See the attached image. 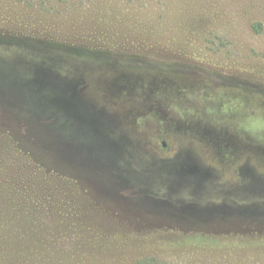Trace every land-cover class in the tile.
<instances>
[{"label":"rangeland","instance_id":"rangeland-1","mask_svg":"<svg viewBox=\"0 0 264 264\" xmlns=\"http://www.w3.org/2000/svg\"><path fill=\"white\" fill-rule=\"evenodd\" d=\"M0 34V264H264V0H0Z\"/></svg>","mask_w":264,"mask_h":264},{"label":"flooded vegetation","instance_id":"flooded-vegetation-1","mask_svg":"<svg viewBox=\"0 0 264 264\" xmlns=\"http://www.w3.org/2000/svg\"><path fill=\"white\" fill-rule=\"evenodd\" d=\"M52 56V55H50ZM50 61H49V65H48V74H47V77H48V84H47V87H48V91H51V93L54 95L51 96L50 92V98L51 100L52 99H57L56 97L54 96H57L58 94L60 96H62L63 98V102H67V100L69 98H71L74 94L77 95V92L78 91H81L82 88H78V84H80L82 82V78H73L75 76L78 75V72H77V69H72L71 66H67V65H64L63 68H61L60 66L58 67V65L53 61L52 58H50ZM62 69V72L64 70V74L63 75H58L60 73L57 72L58 70H61ZM57 77H56V75ZM62 74V73H61ZM120 80L118 79H110V82L105 84V87L106 89L108 90V93L105 94V96H108L109 93L113 90V88L115 89V86H119ZM125 82V81H124ZM97 85H99V83H97ZM99 87V86H98ZM50 89V90H49ZM109 99H112L110 96L108 97ZM65 100V101H64ZM64 105H67V104H61L60 107L65 110L67 112L68 109H65L64 108ZM68 107V105H67ZM59 113V112H58ZM54 112L51 111V114L50 115H53ZM68 115V113H66ZM94 128V127H93ZM165 142L161 141V146L162 147H165Z\"/></svg>","mask_w":264,"mask_h":264},{"label":"trees","instance_id":"trees-1","mask_svg":"<svg viewBox=\"0 0 264 264\" xmlns=\"http://www.w3.org/2000/svg\"><path fill=\"white\" fill-rule=\"evenodd\" d=\"M0 35H3V36H16L15 34H8V35H5V34H0ZM28 37V36H26ZM48 43H51V42H48ZM53 45H60V44H54L52 43ZM55 52V51H54ZM52 51H49L48 52V55L47 56H50L49 54H51ZM69 55H72L70 53H67ZM75 55V54H73ZM80 57V56H79ZM49 59V57H48ZM50 61V59H49ZM17 65L21 64V66H25V72H29V75L30 77L34 76L36 77L37 80L39 81H42V79L45 80V78L48 79L47 77V74H48V65L49 63H34V64H28V63H23L21 61H18L16 62ZM49 116V115H48ZM47 116V117H48ZM49 119V117H48ZM16 143L17 140H16ZM33 158V157H32ZM38 164V163H36ZM25 224V223H23ZM168 234H171V237L173 234H178V235H181V236H184L181 238V240H179L178 238L174 239L175 242H179V241H184V242H189L191 244H194V245H199V246H203V245H206V246H210V245H214L216 243H220L221 241H224L226 243V241H233V240H236L237 238L239 237H235V236H230V235H219V236H215L213 234H204V233H187V234H182V233H177V232H169ZM161 236H164L163 238L164 239H169L167 238V232L165 235H161ZM170 237V239H171ZM193 237V239L191 238ZM173 240V239H172ZM207 240H211V243H208ZM138 264H166L162 261H159L158 259L156 258H147V259H144L140 262H138Z\"/></svg>","mask_w":264,"mask_h":264}]
</instances>
